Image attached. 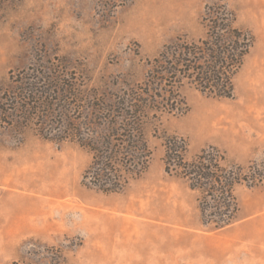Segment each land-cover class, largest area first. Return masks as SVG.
Returning a JSON list of instances; mask_svg holds the SVG:
<instances>
[{
  "label": "rangeland",
  "instance_id": "1",
  "mask_svg": "<svg viewBox=\"0 0 264 264\" xmlns=\"http://www.w3.org/2000/svg\"><path fill=\"white\" fill-rule=\"evenodd\" d=\"M260 1L0 0V108L7 110L0 109V264H264V181L237 185L236 220L214 229L202 223L199 193L167 174L163 161L165 139L176 136L187 142L188 159L211 146L227 163L264 175ZM217 4L253 40L234 76L233 97H208L183 82L180 110L150 113L148 168L121 192L82 183L91 153L75 139L49 141L36 127L8 123L9 87L18 86L12 77L57 65L93 97L128 92L143 84L164 46L206 38L205 9ZM85 112L82 129L95 134L93 115ZM206 116L221 121L205 126Z\"/></svg>",
  "mask_w": 264,
  "mask_h": 264
},
{
  "label": "trees",
  "instance_id": "2",
  "mask_svg": "<svg viewBox=\"0 0 264 264\" xmlns=\"http://www.w3.org/2000/svg\"><path fill=\"white\" fill-rule=\"evenodd\" d=\"M207 36L197 42L177 38L153 59L141 86L112 97H93L77 83V75L55 65L31 74L12 77L9 87L8 123L17 128L39 129L49 141L75 139L91 153L82 183L102 193L121 192L130 181L146 172L151 151L145 135L150 113L180 110L179 88L183 82L200 93L230 99L234 76L252 46L251 34L236 27L235 15L225 4L207 6L203 17ZM17 85V84H16ZM8 101V100H7ZM183 103V102H182ZM1 111L7 113L4 106ZM93 115L98 131L84 132L82 125ZM90 123V121H89ZM56 124L57 131L47 130ZM97 132V133H96ZM187 142L176 136L164 141V171L185 179L199 193L202 223L220 229L236 220L238 205L234 188L242 183L254 187L264 175L249 167L227 163L215 147L202 149L188 159ZM254 169V170H253Z\"/></svg>",
  "mask_w": 264,
  "mask_h": 264
},
{
  "label": "bare ground",
  "instance_id": "3",
  "mask_svg": "<svg viewBox=\"0 0 264 264\" xmlns=\"http://www.w3.org/2000/svg\"><path fill=\"white\" fill-rule=\"evenodd\" d=\"M258 4H259L260 6H264V0H261ZM256 61H257V60H256ZM254 67H255V66H254ZM256 68H257V71H258V72L262 71V70H261L262 67L260 66V64H257V65H256ZM256 68H255V69H256ZM260 74H261V73H260ZM258 77H259V74H257V75L255 76L256 79H259ZM210 117L213 118L212 121H214L213 123H214L215 126H217V125L220 123V121H221L220 116H219V118H216V117H213V116H210ZM210 121H211V119H210L208 116H206L205 119L203 120V125L207 126V123L210 122ZM212 121H211V122H212ZM196 128H197V127H196ZM213 132H214V131H213ZM211 136H212V135H211Z\"/></svg>",
  "mask_w": 264,
  "mask_h": 264
}]
</instances>
